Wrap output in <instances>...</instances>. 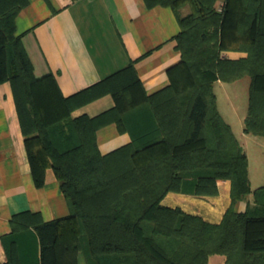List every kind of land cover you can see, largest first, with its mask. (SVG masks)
<instances>
[{"label":"trees","instance_id":"16d2710c","mask_svg":"<svg viewBox=\"0 0 264 264\" xmlns=\"http://www.w3.org/2000/svg\"><path fill=\"white\" fill-rule=\"evenodd\" d=\"M185 1L146 4L161 3L175 12ZM234 1L224 0L218 15L211 4L196 2L188 16L177 18L180 62L167 70L169 85L153 95L144 96L129 65L93 90L64 98L50 77L34 76L21 40L14 36L15 18L27 0H0V83L11 84L35 185L41 186L45 170L51 169L69 207L67 216L32 226L40 246L39 264H58V248H83L90 264H206L213 254L224 256L225 264L237 256L242 264H264V188L253 194L254 209L234 211L235 203L250 192L247 161L216 111L212 90L218 79L249 77L244 132L264 136V0H252L251 5L240 0L244 7L239 15L233 14ZM207 19L213 31L193 41L192 25ZM231 50L247 56H220ZM179 65L187 69L190 85L177 92L171 78ZM40 84L63 106L61 118L52 124L35 95ZM107 92L121 111L144 105L154 125L102 155L96 130L110 119L121 129L123 117L115 110L96 118L70 114L77 105ZM219 180L231 182V205L217 225L160 205L168 192H179L186 182L194 195L213 196ZM18 220H13L15 231L27 227L28 221ZM14 244L8 262L20 264Z\"/></svg>","mask_w":264,"mask_h":264},{"label":"crops","instance_id":"0c3cea01","mask_svg":"<svg viewBox=\"0 0 264 264\" xmlns=\"http://www.w3.org/2000/svg\"><path fill=\"white\" fill-rule=\"evenodd\" d=\"M152 1V0H151ZM14 36L19 37L36 78L50 77L64 98L93 90L109 76L131 65L145 97L168 85L167 70L180 62L175 37L179 32L177 16L161 3L148 6L146 0H27L14 21ZM229 60L245 57L242 52H223ZM247 77V76H244ZM229 127L247 161L250 192L234 205L244 213L254 209V192L264 188V136L244 132L245 115ZM142 104V103H140ZM111 93H98L74 107L72 118H96L116 111L123 117L121 129L113 119L95 133L102 155L129 144L134 134L154 125L151 112L141 105L133 110L117 109ZM233 105L227 112L232 119ZM241 125V128H240ZM213 196L200 197L186 182L179 192H168L160 202L165 208H178L183 213L200 217L206 223L219 224L231 205V182L219 180ZM69 214V207L51 169H46L43 184L36 186L30 170L13 91L9 81L0 83V264H9L8 250L14 242L20 264H39L40 246L32 226ZM28 221L27 227L15 231L13 220ZM58 264H90L83 248L75 252L58 248ZM206 264H225V257L210 255Z\"/></svg>","mask_w":264,"mask_h":264},{"label":"rangeland","instance_id":"374dc122","mask_svg":"<svg viewBox=\"0 0 264 264\" xmlns=\"http://www.w3.org/2000/svg\"><path fill=\"white\" fill-rule=\"evenodd\" d=\"M213 0H187L185 1L183 5H179L175 7V14L179 20L185 18L188 16L193 10V4L194 3H200V2H207L208 4H211V10H213L214 14H222V8L224 4V0H216L212 4ZM240 0L234 1V5L232 6L233 9V14L238 15L241 13V10L243 9L244 5L240 3ZM253 3L252 0H246L244 4H249L251 5ZM248 6V5H247ZM232 14V15H233ZM197 16H195L196 18ZM229 18V16H228ZM237 17H234V20H236ZM211 20V19H210ZM207 19L205 22H195L192 25V33H191V38L193 41H197L198 37L201 34H206L210 35L211 32L213 31L212 27H210V21ZM229 21L231 22L230 19L226 20V22ZM210 40V39H209ZM264 45V40L261 39L260 41ZM206 44H202L203 48L205 47ZM224 52V51H223ZM221 52V57L222 53ZM225 52H235V51H225ZM244 53V52H242ZM201 56H205L204 53H200ZM245 57L247 56L246 53ZM184 59L186 62H189L190 59L187 55H185ZM205 61H207L205 57ZM176 71L172 74V82H175L174 87L177 90V92H180L181 89L185 88L184 86L188 87L190 85V80L189 76L187 74V69L182 65H179L176 69ZM169 76L166 73V79L168 80V85L170 83L169 81ZM167 85V86H168ZM247 87H248V78L243 77L242 79L238 80L237 82L233 84H223L219 85L216 84L214 86V93L217 96L218 99V106L219 110L222 113L223 116H225V120L228 121L232 128H238L237 122L242 116L245 115L246 113V108H247ZM35 95L39 98V100H42L44 108L46 111H48V121L49 124H52L54 121L53 120H59L61 118V111L63 110V106L61 103L57 102L53 96V94L47 90V88L43 85L40 84L39 88L35 90ZM233 105L234 107V112H232L233 116L232 119L227 118V112L230 111L231 106ZM56 122V121H55ZM206 128H211L210 124L207 125ZM241 128V125H240ZM178 257H176L177 259ZM238 258L239 262L236 260ZM228 264H242L240 258L237 257H232L228 260ZM244 264V263H243Z\"/></svg>","mask_w":264,"mask_h":264}]
</instances>
